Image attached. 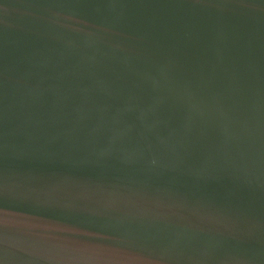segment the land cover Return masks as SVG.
<instances>
[{"label":"water","instance_id":"1","mask_svg":"<svg viewBox=\"0 0 264 264\" xmlns=\"http://www.w3.org/2000/svg\"><path fill=\"white\" fill-rule=\"evenodd\" d=\"M0 264H264V0H0Z\"/></svg>","mask_w":264,"mask_h":264}]
</instances>
